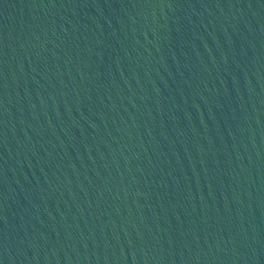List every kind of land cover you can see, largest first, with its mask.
<instances>
[{"label":"water","instance_id":"obj_1","mask_svg":"<svg viewBox=\"0 0 264 264\" xmlns=\"http://www.w3.org/2000/svg\"><path fill=\"white\" fill-rule=\"evenodd\" d=\"M0 264H264V0H0Z\"/></svg>","mask_w":264,"mask_h":264}]
</instances>
